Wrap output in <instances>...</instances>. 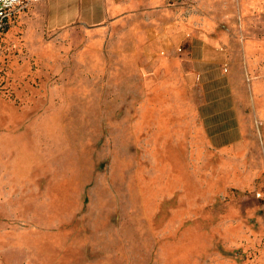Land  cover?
I'll list each match as a JSON object with an SVG mask.
<instances>
[{
    "label": "rangeland",
    "instance_id": "1",
    "mask_svg": "<svg viewBox=\"0 0 264 264\" xmlns=\"http://www.w3.org/2000/svg\"><path fill=\"white\" fill-rule=\"evenodd\" d=\"M191 5L173 58L0 32V264H264V0Z\"/></svg>",
    "mask_w": 264,
    "mask_h": 264
},
{
    "label": "crops",
    "instance_id": "2",
    "mask_svg": "<svg viewBox=\"0 0 264 264\" xmlns=\"http://www.w3.org/2000/svg\"><path fill=\"white\" fill-rule=\"evenodd\" d=\"M194 1L196 0H35L29 8L33 7V26L48 32L56 42L70 35L82 34L86 36L83 40L84 52L101 53L111 47L116 55L127 52L133 55L125 57L152 60L173 58L171 55L175 53L178 44H194L193 38L189 39L190 36L185 34L190 21L194 24L199 21L198 15L187 17V8L192 7ZM73 42L77 40L73 39ZM253 89V95L257 96L256 112L264 123V88L259 87L257 94ZM232 91L227 98L231 96L235 100L245 97L244 90ZM232 105L227 114H232L233 121L234 117L244 111L242 107L238 111V103ZM236 122L237 127L227 128L224 137L233 139L235 133L243 136L241 121Z\"/></svg>",
    "mask_w": 264,
    "mask_h": 264
},
{
    "label": "built area",
    "instance_id": "3",
    "mask_svg": "<svg viewBox=\"0 0 264 264\" xmlns=\"http://www.w3.org/2000/svg\"><path fill=\"white\" fill-rule=\"evenodd\" d=\"M35 0H0V32L21 13L26 12Z\"/></svg>",
    "mask_w": 264,
    "mask_h": 264
}]
</instances>
